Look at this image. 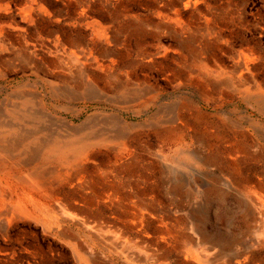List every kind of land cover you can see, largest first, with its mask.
Wrapping results in <instances>:
<instances>
[{
    "label": "rangeland",
    "instance_id": "obj_1",
    "mask_svg": "<svg viewBox=\"0 0 264 264\" xmlns=\"http://www.w3.org/2000/svg\"><path fill=\"white\" fill-rule=\"evenodd\" d=\"M20 2L0 0L25 28L0 52V103L29 84L92 137L68 162L2 165L0 264H264V0H94L110 38L97 78L63 73L81 84L58 78L74 0L28 21Z\"/></svg>",
    "mask_w": 264,
    "mask_h": 264
},
{
    "label": "bare ground",
    "instance_id": "obj_2",
    "mask_svg": "<svg viewBox=\"0 0 264 264\" xmlns=\"http://www.w3.org/2000/svg\"><path fill=\"white\" fill-rule=\"evenodd\" d=\"M74 2L77 6L79 22H85L83 23L84 29L75 34L74 37L67 39V41H61L60 37L56 38L57 46H60L63 52L69 49L68 56H64L61 60L64 66L61 64L59 72H62V75L58 78L64 82L81 84L83 81L70 80L68 75L72 76L71 74L78 72L77 75L84 76L89 81V78H92L88 77L89 75L97 78L99 36L106 41L110 37H108L107 30L99 25V10L95 8L94 0H74ZM18 9L25 21L32 20L37 12H45L42 0H22ZM173 19L178 23L180 22L179 17L175 16ZM16 28L22 31L25 30V28L0 21V52L6 51L8 45L12 46L14 44L15 40L10 29L15 30ZM156 49L158 53L161 45H157ZM89 63L90 73L87 67ZM103 80L108 81L106 78ZM117 81L122 84L125 83L126 79L118 77ZM44 98V93L29 84H25L24 88L17 91L13 98L7 97L5 101L0 103V169L5 162L13 160L12 157H15L13 154L16 153L28 154L26 158H16L17 163L20 165L33 164L39 162V160L40 162L50 163L55 158H58L60 162H68L72 152L75 158L80 157V151L85 147L89 137H92L90 131L84 136L85 128L88 129L90 119L87 118L79 124H73L62 115L56 105L45 102ZM110 116L113 123L118 125L119 128L120 126L124 128V119L121 115L111 113ZM121 136L122 134L119 133L116 137ZM183 155L186 158L190 157L189 154ZM34 174L36 178L41 177V173L37 170L34 171ZM32 179L34 180V178ZM24 204L22 200L19 201L17 208L25 216H29L30 212ZM262 228L264 229V224ZM230 243H237V240L234 239ZM240 252L236 254L237 258L241 256Z\"/></svg>",
    "mask_w": 264,
    "mask_h": 264
}]
</instances>
